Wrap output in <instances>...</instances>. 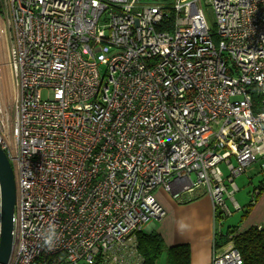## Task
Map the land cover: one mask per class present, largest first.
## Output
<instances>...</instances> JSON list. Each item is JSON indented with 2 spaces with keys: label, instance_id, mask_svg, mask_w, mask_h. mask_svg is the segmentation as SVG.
Segmentation results:
<instances>
[{
  "label": "built area",
  "instance_id": "built-area-1",
  "mask_svg": "<svg viewBox=\"0 0 264 264\" xmlns=\"http://www.w3.org/2000/svg\"><path fill=\"white\" fill-rule=\"evenodd\" d=\"M3 42L7 264H141L136 233L165 215L157 188L240 209L234 180L264 158V0H0ZM227 245L207 264H243Z\"/></svg>",
  "mask_w": 264,
  "mask_h": 264
},
{
  "label": "crops",
  "instance_id": "crops-1",
  "mask_svg": "<svg viewBox=\"0 0 264 264\" xmlns=\"http://www.w3.org/2000/svg\"><path fill=\"white\" fill-rule=\"evenodd\" d=\"M261 161V164H264V158H261ZM260 171L263 173V176H258L256 184L254 183L255 180L247 177L249 180L247 182L245 180L243 185L240 186L246 189V186L249 185L253 191L255 189L258 191V187H262L259 194L257 193L256 202L247 217L240 220V224L235 225L240 231L253 226L260 227L264 225V172ZM240 191L237 187V192L234 195ZM245 192L247 198L249 192L247 190ZM153 194L157 202L164 209L165 215L160 220H153L157 222V226L151 223L152 221L147 222L146 224L148 225L145 227V231L143 230L144 232L155 231L161 236L167 247L188 244L190 248V264H207L214 253L220 254L228 247V243H226L224 246L221 245L214 248L215 233H223L224 230L215 229V215L211 200L202 190L194 192L192 199L183 201L182 203L173 200L163 188L155 189ZM247 203L241 202V208H244ZM227 208L230 209L228 206ZM229 227H234V225Z\"/></svg>",
  "mask_w": 264,
  "mask_h": 264
},
{
  "label": "trees",
  "instance_id": "trees-1",
  "mask_svg": "<svg viewBox=\"0 0 264 264\" xmlns=\"http://www.w3.org/2000/svg\"><path fill=\"white\" fill-rule=\"evenodd\" d=\"M172 19L171 12L165 14L158 30H171ZM253 102L254 112L264 110V107L260 105L259 96H254ZM261 190L262 187H258V194ZM257 195L250 194V200L242 208L241 220L246 218L253 208ZM222 217L226 216L217 214L215 220H219ZM136 241L137 252L142 260L141 264H157L162 254L165 255V264H190V248L188 244L167 247L161 236L155 231L149 233L140 231L136 233ZM226 243H232L233 247L237 249L243 264H264V225L260 227L253 226L243 231H240L237 226L227 227L225 232L215 233L214 248L221 245L224 246Z\"/></svg>",
  "mask_w": 264,
  "mask_h": 264
},
{
  "label": "rangeland",
  "instance_id": "rangeland-1",
  "mask_svg": "<svg viewBox=\"0 0 264 264\" xmlns=\"http://www.w3.org/2000/svg\"><path fill=\"white\" fill-rule=\"evenodd\" d=\"M140 1L143 3H161V4H164L166 6L171 5L173 2V0H140ZM203 13H204V16H205V19H206L208 26L212 29V31H214L216 28V24H215V16H214L212 9L210 7L204 5L203 6ZM107 19H108L107 14H103L102 18H101V22L106 23L108 21ZM213 41H214V43H216L215 38H213ZM0 57H1L0 63H3L4 60H6V43L5 42H3V48L0 51ZM102 73H103V71H102ZM7 83H8V81H7ZM46 96H47L46 92L45 91L42 92V98H46ZM260 161H261V159L258 162H256L255 165H252V166L246 168L245 171L243 172L242 176H240V177L238 176L235 178L234 183L241 191L239 193H237L236 195H234V199L237 203H239L238 205H239L240 209L234 210L232 204L229 201H227L226 205L230 208L229 211L232 214L230 216L228 215L226 217H222L219 220H215V222H214L215 229L220 230V231L224 230V232H225L227 227L233 226V225L235 227V225H238L241 223V221H240L241 220V214H242L241 202L244 201V204H246L250 200V194L252 193L253 189H252V187L250 188L249 185L246 186V189H245V187L241 188L240 186L243 185L245 180H246V182L249 180V178H247V177H251L253 180H255L254 183L256 184L257 183L256 179L258 178V176H263V173H261L260 170L262 169V166H264V164H261L262 161L261 162ZM260 164H261V166H260ZM219 167H220L221 171L223 172V175H225L226 174L225 167L222 164H220ZM245 178H247V179H245ZM193 179H194V177H193ZM246 190H247V192H249L247 195V198L245 195ZM155 221H152L151 223H154L157 226L158 224ZM147 225L148 224L143 226L144 231H145V227ZM157 264H165V255L164 254H162L161 257L158 259Z\"/></svg>",
  "mask_w": 264,
  "mask_h": 264
},
{
  "label": "water",
  "instance_id": "water-1",
  "mask_svg": "<svg viewBox=\"0 0 264 264\" xmlns=\"http://www.w3.org/2000/svg\"><path fill=\"white\" fill-rule=\"evenodd\" d=\"M1 232L0 264H7L13 239V216L16 202L14 173L6 153L0 148Z\"/></svg>",
  "mask_w": 264,
  "mask_h": 264
}]
</instances>
